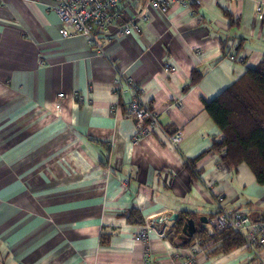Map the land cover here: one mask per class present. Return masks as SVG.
<instances>
[{
  "label": "crops",
  "instance_id": "obj_1",
  "mask_svg": "<svg viewBox=\"0 0 264 264\" xmlns=\"http://www.w3.org/2000/svg\"><path fill=\"white\" fill-rule=\"evenodd\" d=\"M53 3L0 0V264H145L146 255L174 264L175 247L200 239L182 246L172 215L203 228L222 196L228 212L264 223V187L248 165L231 168L212 150L223 133L205 109L264 60L255 12L264 0H200L167 13L129 0L98 46L63 38ZM123 23L140 33L125 35ZM121 75L160 131L139 134L127 111L133 93L116 89ZM210 250L196 264H264V250Z\"/></svg>",
  "mask_w": 264,
  "mask_h": 264
},
{
  "label": "built area",
  "instance_id": "obj_2",
  "mask_svg": "<svg viewBox=\"0 0 264 264\" xmlns=\"http://www.w3.org/2000/svg\"><path fill=\"white\" fill-rule=\"evenodd\" d=\"M52 10L58 16L63 24L60 29V35L63 38H73L84 35L89 38V41L97 44L96 38L98 34L105 31L106 28L113 23L119 22L122 18V5L129 0H53ZM200 0H150V7L153 11L167 13L174 4L181 7H190L194 4H199ZM256 16L261 21H264V3H257L255 7ZM149 17H145L147 21ZM123 33L132 35V33H140V28L134 23H123ZM232 60H241L236 56H231ZM123 85L133 93L132 101L127 107V111L134 118L140 135H151L154 131H160L161 127L158 122L157 115L149 109L140 98V90L134 86L131 78L120 76L116 81V89L123 92ZM63 94H59L56 100V109L61 107ZM168 141L172 145H178L182 141L181 135L176 133L168 136ZM226 154L225 150L221 151V155ZM225 198L218 197L217 205L219 212L208 218L206 223H203V228L208 234V238L217 236L224 230L232 231L240 236L243 241V247L250 251L255 256H260L264 250V223L252 219L249 215L243 212H228L224 209ZM162 223V222H161ZM166 229V228H165ZM163 229L161 235L166 236V231ZM148 225L136 234L135 239L142 243H147L149 240ZM210 241H198L192 246L180 247L177 246L173 250L174 264H196L199 255L209 249ZM145 264H158L149 259L146 255L144 258Z\"/></svg>",
  "mask_w": 264,
  "mask_h": 264
},
{
  "label": "trees",
  "instance_id": "obj_3",
  "mask_svg": "<svg viewBox=\"0 0 264 264\" xmlns=\"http://www.w3.org/2000/svg\"><path fill=\"white\" fill-rule=\"evenodd\" d=\"M199 77L194 76L192 84ZM205 109L223 133L222 139L213 143L212 150L219 154L225 150L226 154L221 159L231 168L248 165L256 182L264 187V60L249 69L217 98L205 102ZM134 215L137 217V212H132L130 218ZM187 218L191 217L183 214L177 220L175 232L179 238L183 235ZM136 222L143 224L140 218ZM205 237L206 231L197 228L195 235L183 242L182 246L189 245L195 238ZM210 240L213 244L209 246L212 254L230 253L244 245L243 239L229 230Z\"/></svg>",
  "mask_w": 264,
  "mask_h": 264
},
{
  "label": "water",
  "instance_id": "obj_4",
  "mask_svg": "<svg viewBox=\"0 0 264 264\" xmlns=\"http://www.w3.org/2000/svg\"><path fill=\"white\" fill-rule=\"evenodd\" d=\"M178 218H179V214L175 213L172 215L171 220L177 221ZM207 220H208L207 218L201 219L203 223H206ZM196 231H197L196 221L193 218H187L182 231L183 235L180 238L185 242L187 239L192 238L195 235Z\"/></svg>",
  "mask_w": 264,
  "mask_h": 264
},
{
  "label": "rangeland",
  "instance_id": "obj_5",
  "mask_svg": "<svg viewBox=\"0 0 264 264\" xmlns=\"http://www.w3.org/2000/svg\"><path fill=\"white\" fill-rule=\"evenodd\" d=\"M200 240H202V241H209V238H208V234H207V232H206V237L205 238H202V239H200ZM210 245H213V244H210Z\"/></svg>",
  "mask_w": 264,
  "mask_h": 264
}]
</instances>
